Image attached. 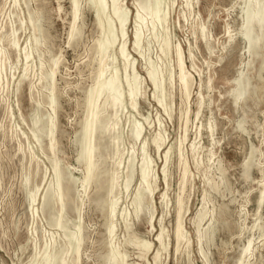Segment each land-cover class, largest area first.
Masks as SVG:
<instances>
[{
	"label": "rangeland",
	"instance_id": "rangeland-1",
	"mask_svg": "<svg viewBox=\"0 0 264 264\" xmlns=\"http://www.w3.org/2000/svg\"><path fill=\"white\" fill-rule=\"evenodd\" d=\"M119 1L128 11L129 19L127 18L125 25L126 50L130 55V62L134 63L133 70L128 67L126 73L129 74V78L133 75L137 76L140 92L136 110L129 108L126 101L128 98L123 102L125 105L121 104L123 107L118 110V119L116 118L119 123L117 147L120 150L117 152L115 148L109 149L104 164V170L110 175L112 169H115L112 163L118 158L116 154L122 153V164L120 163L118 168L116 180L117 190L119 189L116 195L118 205L116 204L112 219L115 224L113 246H118L119 251L126 254L127 264H154L152 257L159 247L157 234L162 229L163 242L168 248L160 252L158 264H238L239 254L247 241H250V255L245 259L246 264H264V230L257 228V225L264 224V200L261 210H257L256 204L259 190L264 185V177L262 178L261 174L264 171V69L258 70L259 61L264 59V48L260 50V55L258 54L257 60V57L255 58L254 64L252 63L254 67L251 65L246 69V63L251 55L247 51L246 39L243 36V24L244 8L249 0H187L188 3L186 0H175L174 3L170 2L174 0H163L168 7L160 0L159 10L162 8L160 13L164 10L166 17L163 26L157 24L154 32L151 25L149 26V17L139 9L140 1ZM79 2L80 17L77 24L80 27V34L74 38V42H69L67 37L71 20L70 0H0V50L3 53L1 57L3 71L1 70L0 75V264H31L34 255L38 256L35 264H39L48 246L47 251L53 247L58 256L66 257L65 264H72L71 239L76 232L78 219L82 227L86 226L79 250L80 264H101V257L109 251V239L104 238L107 236L106 227L109 223V220L104 219L108 208L104 209L106 211L102 210L104 214L101 210H96L93 202L96 189L90 186L87 193H84L81 188L80 180L84 168L78 160L79 148L75 140L80 122L86 114L85 95L94 84L98 70L96 41L105 36L103 35L105 33H102L103 30L100 31L97 26L95 11L91 10L86 0ZM105 13L101 17V22L104 24L111 14L108 7ZM33 14L39 15L36 24L44 38L38 47L34 45V37L39 31H35L33 24L28 20ZM136 14H139L144 21L141 27L143 37L141 36L140 47H142L139 48L141 54L136 53L132 47ZM112 22L114 23V20ZM115 31L116 43L113 51L112 49L108 51V59L110 58L108 62L113 60L119 77L123 79L125 71L122 63L118 58L115 59L117 47L122 40L119 32ZM164 39H167L169 44L167 52L162 51ZM177 45L182 50L185 71L193 80V86L191 83L190 87L191 94L189 93L187 100H184L179 91L176 77L178 72L175 47ZM52 60L58 62L54 76L57 95L55 113L45 104L47 92L40 80V68L42 67L44 71L48 70ZM156 65L157 70L154 69ZM147 69L156 70L158 79L163 80L162 91L154 92L147 77ZM108 71L107 75L110 73ZM106 73L104 76L108 78ZM244 74L249 78L253 95L235 106L229 92L236 79ZM256 75L259 76L258 79H255ZM124 92L126 93V90ZM161 95L163 96L161 104H165L163 106L158 104L155 98ZM251 97L254 99L251 100ZM199 100L201 108L196 112ZM96 102L101 105L102 98L97 99ZM187 107L189 112L185 123L181 111ZM106 111L103 112V116L108 117L109 112ZM47 112L53 117L55 127L59 128H55L53 135L57 145L56 150L54 148L56 155L47 148L48 139L44 133L37 137L33 136L32 121L40 114L46 117ZM111 121L108 120V124H111ZM240 121L243 131L237 127ZM135 122L141 124L143 133L141 132L139 138L132 139L129 125L133 126ZM246 133L248 135L245 136ZM156 135L163 140V146L158 152L152 144V139ZM182 135L184 140L180 144ZM144 140L147 143L144 154L150 159L148 181L153 192L143 202V211L146 212V214L142 212L144 217L140 213L139 218H135L133 197L140 184V165L143 156L141 144ZM168 149L170 151L165 161L163 156ZM251 149L253 168L251 167L248 176L245 177L242 166L248 159ZM46 152L51 154L47 155ZM130 154H133L134 158L133 177L128 187L124 188L126 159ZM28 157L30 158L27 159ZM52 159L57 160L60 168H66L68 175L76 181L73 205L77 209L69 211L70 215L68 212L64 215L63 221L65 223L67 220L68 226L65 225L66 230L56 222L57 205L52 211L54 213L56 209V213H51L53 217L46 213L48 217L50 216L48 218L43 212V197L55 187ZM180 160L187 163L188 169L187 182L185 180L184 184L185 191L182 192L178 191L182 173L181 167H178ZM105 185L107 186V183ZM104 192L105 189L102 194L106 195ZM163 193L167 197L162 201L160 196ZM85 195L92 198V201ZM178 195L182 197L184 203L182 227L185 238L189 241L187 248L183 243L175 252L173 230L175 202ZM202 205L208 213L200 222L199 229L204 231L211 217L215 221L214 226L218 228L216 230L214 227L211 241L206 242L203 238L202 242L198 243L193 218ZM125 215L129 218L127 219ZM124 216L130 224L127 231L124 229ZM141 240L150 242L151 248L139 257ZM129 241L131 244L128 243ZM204 256L210 259V262L205 260Z\"/></svg>",
	"mask_w": 264,
	"mask_h": 264
},
{
	"label": "bare ground",
	"instance_id": "bare-ground-1",
	"mask_svg": "<svg viewBox=\"0 0 264 264\" xmlns=\"http://www.w3.org/2000/svg\"><path fill=\"white\" fill-rule=\"evenodd\" d=\"M138 1L141 2L140 4H138L139 9L141 10V12L145 13L149 17V20H150L149 26L151 25L152 32H154V29H156L155 27L157 26V24H161L163 26V24L165 22L166 14H164V12H163L164 10L162 11V13H160V10H162V8L159 10V2H160V0H138ZM86 2H87V5L91 8V10H94L95 11V14H96V19H95L96 20V24L100 28V31L103 30L102 33L104 32L105 34H103V35H105V36H102L99 39L96 38L97 41H96L95 50H96V53L98 55V63H97L98 64V68H97L98 70H97V74L94 72L96 74L94 84L86 92L85 102H84L85 103V106H86L85 107L86 108L85 109L86 114L84 115V118L82 117L83 119L80 122V127H79L80 129L77 131V133L75 135L76 136L75 137L76 138L75 139L76 140V144L78 145V148H79V153H78V158L79 159L78 160L80 161V163L83 165V168H84V172L82 173L83 175H82V178L80 180V183H81V186H82L81 188L83 189V192L84 193H87V189L90 186H93L96 189V193L94 192L95 193V198L93 199V202H94V205H95L94 207H96V210L99 209L98 211H100V210L102 211L106 207L108 208L107 209L108 210L107 211V214H106V216H105L104 219L109 220V223H108V225L106 227V234H107V236L104 235L105 236L104 238H108L109 239V242H108V244H109L108 245L109 251H108V253L105 256L101 257L102 258L101 259L102 260V263L101 264H127L126 263V254L120 252L119 249H118V246L115 247L112 244L113 243V239H114L113 238V236H114V230H115V226H114L115 224L112 222V219L114 217V212H115V208H116V204H117L116 195L119 192V189L117 190L116 180L118 178V168H119L120 163H121V158H122L121 155H122V153L116 154V155H118V158H117V160L114 163H112L113 164L112 166H114L115 169L114 170L112 169V172H111L110 175H109V172L108 171H105L104 170V164L106 163V160H107V157H108V150L109 149L115 148L117 152H119V150H120L117 147V140H118L117 139V131L119 129V123H118V120H117L118 119L117 113H118V110L121 109V107H123V105H121V104L127 98L128 99L126 101H128L129 108L131 110H136L135 108L137 106V97H138V94L140 92L139 91V80H138L137 76H135V75L131 76L132 78L131 77L129 78L128 77L129 74L127 75V73H126V70L128 69V67H131L132 70H133V64H134L133 61L130 62V60H129V56L130 55L128 54V51L126 50L127 49L126 48V46H127L126 41L127 40L125 38H127V37H126L125 34H127V33H125V25H126L127 18H128V11L126 10L127 8H124L125 6H123L122 3H120L119 0H86ZM170 2H173L174 3L175 0L174 1H170ZM79 3H80L79 0H70V16H71V20H70V24H69V32H68V37H67L69 42H72L74 40V38L77 37V36H79V34H80V27L78 26L79 24H77V21H78V19L80 17V5H79ZM187 3H188V1H187ZM163 4H165L164 1H163ZM163 4L161 6H163ZM44 7H45V5H44ZM107 7L111 11V14H110L109 19L107 18L108 19L107 22L104 24L103 22H101V20H102L101 17L104 16V14H106L105 12L107 10ZM164 9H167V8H164ZM137 11H139V10H137ZM45 13H47V12H45ZM44 15H46V14H43V16ZM180 16H182V15H180ZM244 16H245V20H244V24H243V36L246 39L247 51L251 55L250 60L246 63V69H247V67L249 69L250 66L252 65V63L254 64L255 58L257 57L256 60L258 59V54L260 53V50L264 48V0H249V1H247V3L245 4V8H244ZM28 20H29V22H31L33 24L34 30L37 31V32L39 31V34H36L35 37H34V45H35V47H38L39 44L44 41V38L41 35V31L39 29V26L36 24L39 21V15H34V14L33 15H30ZM113 20H114V23L112 22ZM134 20H135V27H134V32H133L132 47H133V50L136 53L141 54V52H140L141 49L139 50V48L142 47V46L140 47V44H141V36L143 37L142 32H141V27L144 24V21L141 19V16L139 14H136ZM161 25H159V27H162ZM199 28H201V27H199ZM144 29H145V27H144ZM165 30L166 29H164V32H166ZM9 31H10V29H9ZM114 31L117 32V33L119 32V37L122 40V42L117 47V53L115 51L114 52L117 55L115 59L118 58V60L122 63L123 70L125 71V74H124L123 79H121V77H119V74L117 73L116 65H114L113 60L111 59V61L108 62L110 60V58L108 59V55H107L108 54V51H110L109 49H112L111 51H113V47L115 46V43H116V36L114 35ZM157 32H159V30H157ZM156 33H155V35H157ZM201 33H203V31H201ZM10 34H11V31H10ZM49 36H48V38H49ZM147 38H149V37H147ZM152 38H153V35H152ZM157 38H159V37L157 36ZM167 38H168V36H167ZM150 42H152V41H150ZM4 44H6V43H4ZM168 46H169L168 40L167 39H164L163 40V45H162V51L163 52H167ZM147 48H148V45H147ZM55 53H56V51H55ZM60 53H58V54H60ZM2 55H3V53L0 50V75H1V70L3 71L2 64H1V57H2ZM175 55H176V67H177V72H178L176 77L178 79L177 81H178V85H179V88H180L179 91H181L184 100H187L189 98L191 83L193 82L192 76H191V79H190L188 77L189 75H187V72L185 71L184 61H183V56H182V50H181V48H180L179 45H177L175 47ZM58 56H60V55H58ZM259 58L261 59V57H259ZM57 59H59V57ZM3 63H4V60H3ZM57 64H58L57 61L52 60L50 66H49V69L47 68L48 70L44 71L42 69V67L40 68V71H41L40 80L42 82L41 84H42V87H44L45 90H46V92H47L46 93V96H45V98H46L45 99V104L47 106H49V108H51L50 111L52 110L53 113H55V111H57L56 110L57 95H56V89H55V84H54V76L56 74L55 72H56V69H57L56 68L57 67ZM86 64H87V62H86ZM149 64H150V62H149ZM149 64H147V65H149ZM169 64L170 63L168 62V65ZM40 65L42 66V64H40ZM157 65H156V67L154 69L157 68ZM258 65H259L258 66V70L261 71L262 69H264V59H261L259 61V64ZM252 67H254V65H252ZM149 68H151V67H149ZM154 69H147V77L149 78V81H150V83L153 86L154 92L155 93H158L159 91H162V89H163V85H162L163 84V82H162L163 80L161 81V80L158 79V76H157L158 73L156 72L157 69L156 70H154ZM159 70H160V67H159ZM258 70H257V73H258ZM107 71L110 72L109 75H107L108 74V73H106ZM251 72L252 71H250V74H251ZM105 73L108 76V78L106 76H104ZM159 74H162V73L159 72ZM245 74H246V72H245ZM245 74L244 75H240L236 79V82L233 85V88L230 89L231 91L229 92V96L231 98V101H232V103L235 106L240 101L244 102L245 99H247L248 97L251 96L252 91H253L252 90L253 88H251L249 86V78ZM247 74H248V72H247ZM103 76L105 77V79L103 78ZM256 76H257V78H255V79H258L259 76L258 75H256ZM192 86H193V83H192ZM58 89H60V88H58ZM124 89L126 90V93L124 92L125 91ZM57 93H59V92H57ZM61 96H60V99H61ZM161 96L160 97L159 96H155L157 103L160 104V105H162L161 102H163L162 101L163 100V96L162 97ZM200 96H201V94H200ZM99 98H102V104L101 105H99L96 102L97 99H99ZM252 98L253 97H251V100H252ZM58 101H60V100H58ZM258 102H259V100L257 101V103ZM36 103H39V102H36ZM255 104H256V102H255ZM31 105H32V103H31ZM163 105H165V104H163ZM244 105H245V103H244ZM162 108H164V107H162ZM187 108H185L183 111H181V116L184 117V119H185L184 122L185 123L187 122V118H188L187 117V114L189 112V108L188 109ZM199 108H201L200 107V100L197 101V110H196V112H198ZM180 109H181V107H180ZM58 110H61V109H58ZM106 110L109 112V116L108 117L103 116V114H104L103 112L106 111ZM171 110H172V108H171ZM37 113H40V112L37 111ZM181 116H179V117H181ZM55 118H57V117L55 116ZM108 120H112L110 122L111 124H108ZM242 121L245 122L244 119ZM242 121H240L238 123V125H237L238 128L242 129L241 131H243V128H241L242 127L241 126ZM130 122H132V121L130 120ZM136 123L137 122H135V124L133 126H132V124L129 125V127H130V136H131L132 139L139 138L140 135H142V133H143L142 132V126H141V124L140 123L136 124ZM78 124H77V126H78ZM183 125H184V123H183ZM210 125H212V124L210 123ZM32 128H33V132H34L33 133V136L34 137L39 136L41 133H44L45 134L46 138L48 139V141H47V143H48L47 148L53 154L54 153V148H55V146H57L55 144L54 136H53L55 134V132H54L55 131V128H57V127H55V123H54V120H53V117L51 116V114L49 112H47L46 117H43V114L37 115L34 118V120L32 121ZM158 128H159V125H158ZM57 129H59V128H57ZM13 130H15V129H13ZM61 130H60V132L63 133L62 132L63 130L62 131ZM56 131H58V130H56ZM185 131L186 130H185V127H184V133H183L184 136H185ZM114 133H115V135H114ZM247 133L245 134V136L248 135ZM184 136L182 135V139L180 141V144H181L182 140H184ZM57 142H58V140H57ZM152 144H153L155 150L158 152L161 149V147L163 146V140L161 139V137L159 135H156L152 139ZM146 146H147V143L144 140L142 142V144H141V152H142V155L143 156H142V162H141V165H140L141 166V171H140V175H139L140 184L138 185L139 187H137L138 189H137V192H136L135 196L134 197L132 196L133 197V204H134L133 206H134V215H135V218L138 217L140 213H141V216L144 217L143 214H142V212H145V211H143V209H144L143 208V202L153 192V189H152V187L149 184L150 182L148 181L150 159H148V157H146L145 154H144V152L146 151L145 150L146 149ZM44 148H46V147H44ZM48 149H47V151H48ZM55 150H56V148H55ZM25 151H27V150H25ZM45 151H46V149H45ZM59 151L60 150H57V152H59ZM132 151H134V150H132ZM169 151H170V149H168V150H166L164 152V156L163 157L165 158V161L168 158L167 156H168ZM17 152H20V151H17ZM141 152H140V154H141ZM113 153H114V151H113ZM48 154L50 155L51 153H47V155ZM135 155L136 154L134 153V156ZM35 156L36 155H34V157ZM179 157H181V154H180ZM29 158L30 157H28L27 159H29ZM252 158H253V150L251 149L250 152L248 153V159L245 162H243V166H242L243 175L245 177L248 176V173H249V171H250V169L252 167L251 166L253 164V163H251ZM52 160L54 162L53 163V174H54V181L53 182H54L55 187L54 188H51V190L49 189L50 191L48 193H46L44 195V197H43V212L45 213V215L47 213V215H50L51 216V213H53L52 211H53L55 205H57V208H58V212H57L58 213V216L56 215L57 216L56 217L57 220L56 219L55 220H56L57 224L60 227H62V228H64L66 230L68 226L66 225L67 220L65 219L66 220L65 223L63 221L64 215L66 214V212H68L69 215H70V212L69 211L72 212V210H75L76 211V209H77L75 207V205H73V201L75 200V199L73 200V196L75 197V195H76V193H74V190H75L74 185H75V182L76 181L68 175L67 171L65 170L66 168L63 169V168H60L61 166L59 167V164L56 162L57 161L56 159L55 160L52 159ZM126 161H127V166H125V167L127 169V172H126V175H125L126 182L124 183V188L128 187L129 181L133 177V161H134L133 154L128 155ZM218 162H220V161H218ZM179 163H180L179 164L180 166H178V167H181V172L182 173H181V179H180V190H178V191H181L182 192L184 190V188H185L184 187V184H185V180H186V177H187V170L188 169H187V163L185 161L180 160ZM167 164H168V162H167ZM34 165H35V163H34ZM163 170H165V169L163 168ZM31 174H33V173H31ZM34 174H36V173H34ZM261 174H262V178H263L264 177V171H262ZM164 175H165V173H164ZM25 176H27V174ZM262 178H260V179H262ZM205 181H206V179H205ZM223 181H221V182H223ZM186 182H187V180H186ZM106 183H107V186L105 185ZM227 183H229V182L227 181ZM263 183H264V181H263ZM207 185H209V182H208ZM104 189H105V192H106V193L104 192V194H106V195H103L102 194V191ZM79 195H80V192H79ZM180 195L177 196L176 202H175V205H176V209H175V225H174V230H173V240H174V244H175L174 245V251L175 252H177L179 250V247L183 243L186 244V248H187V242L189 241V240L187 241L186 238H185V235H184L185 231L183 233L182 217L184 216L183 215V204L184 203H183V199H182V197ZM164 196H165L164 193L161 194V196H160L161 199H162V201L164 200V198L166 199V197H167V196H165V197ZM77 197H78V195H77ZM87 198L90 199V200L92 199L90 197H87ZM79 200H80V197H79ZM79 200L77 199L78 202H79ZM148 200L149 199H147V201ZM263 200H264V185H262L261 189L259 190V195H258V198H257V201H256L257 210L260 209L261 205L263 204ZM203 201H205L204 198H203ZM131 203H130V205H131ZM161 203L163 205V202H161ZM164 205H165V202H164ZM79 206H81V205L79 204ZM147 206L148 205H146V207ZM55 210H54V213L53 214L56 213ZM75 211H73V212L75 213ZM104 211H106V210H104ZM104 211H102V213ZM148 211H149V208H148ZM206 211L207 210H205V207L202 205L201 209L198 211V213L193 218V222L195 224L196 240H197L198 243L202 242L203 238L206 240V242H209V241H211V239L213 237L214 227H215L214 226L215 221L213 220V217H211L212 219H211V221H209V223L207 224V226L204 229V231H201L199 229L200 222L205 218L206 214L208 213ZM124 212H125V210H124ZM211 213H212V211H211ZM81 214L82 213H80V215ZM123 214H122V216H123ZM145 214H146V212H145ZM256 214H258V213H256ZM127 215L129 216V214H127ZM125 216L123 217L124 218V229L127 231V230H129L130 224L127 221V219L129 217L126 216L127 217V219H126ZM51 217H53V216H51ZM78 220H79L78 222L76 221V223H77L76 224V230H75L76 232L74 233V235H73V237L71 239V242H72L71 245H72V251H73L72 264H80V251L79 250H80V247H81V244H82V241H83V234H84L83 231L85 230L84 228L86 227V226L85 227H82V225L80 223V219H78ZM56 222H55V224H56ZM216 223H217V221H216ZM65 225L67 227H65ZM219 225H221V224H219ZM217 228H216V230H217ZM257 228L259 230H264V224L257 225ZM104 238H102V239L105 240ZM102 239H101V241H102ZM157 239H158L159 247L157 248L156 252L153 254V257H152L154 264H158L159 263V258H160L159 255H160V252L161 251H164V250H166L168 248V247L166 248V245L167 244L165 245V243L163 242V230L162 229H160L159 233L157 234ZM166 242H167V240H166ZM128 243H130V241ZM140 243L141 244H140V249H139L140 250L139 257H142L151 248V243L148 242L147 240H141ZM32 244L34 245V243H32ZM48 247H46L45 250H44V256H42L43 258L41 260L42 264H65V258L66 257L64 258L62 256L61 257L58 256L57 253L54 252V248L53 247L51 248L50 251H47L48 250ZM249 250H250V241H247V244L244 246V248L241 250V252L239 254L238 264H246L245 259L248 258V256L250 255ZM203 252H202V254H203ZM208 253H209V251H208ZM188 254H189V252H188ZM188 254H186V255H188ZM36 256L34 255L32 257L31 264H35V262H37V257L38 256L37 257ZM206 256H208V255H206ZM127 257H128V255H127ZM202 258H203V256H202ZM99 260H100V258H99ZM205 260H208V259L206 258ZM208 261H206V262H208Z\"/></svg>",
	"mask_w": 264,
	"mask_h": 264
}]
</instances>
